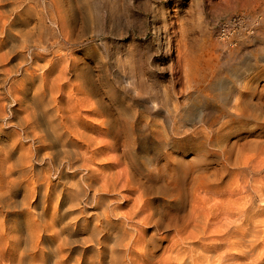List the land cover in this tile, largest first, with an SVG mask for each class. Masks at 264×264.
<instances>
[{"label":"bare ground","instance_id":"6f19581e","mask_svg":"<svg viewBox=\"0 0 264 264\" xmlns=\"http://www.w3.org/2000/svg\"><path fill=\"white\" fill-rule=\"evenodd\" d=\"M107 1L95 0L94 6ZM63 3L72 0H0V119L6 118L15 132L28 140L31 153L27 161H42L40 169L32 165L28 171L33 175L29 192L43 210L35 220L38 228L33 230L34 236L30 233L34 248L40 252L32 255L27 264H264L262 255L250 262L259 241L264 240V221L259 216L264 209H244L247 203H254V198L243 206L241 221L236 223L227 215L231 208L220 202L203 203L206 196L216 194V188L206 184L218 179V171L206 167L207 157L199 149L202 145L196 143L193 161H170L171 150H187L193 147V138L204 137V131L214 132L206 130L203 120L200 126L186 130L185 104L175 105L174 113L166 110V118L160 123L152 124L153 119L147 121L142 113L135 115L132 122L121 112L113 119L111 113L99 114L101 119L89 118L82 113L84 101L76 99L83 90L73 88L64 96L68 75L73 71L70 64L65 61L61 68L64 62L59 59L42 63L44 56L34 49L29 56L25 54L32 47L42 48L46 18L57 23L51 7L59 10ZM158 11L168 32L167 6ZM235 21L242 24L246 18L240 16ZM195 58L192 56L184 65L185 78L199 87L188 90L183 97L195 101L204 100L205 95L211 100L202 84L204 74H199L204 67H214L210 54L202 57L204 64L200 66L194 63ZM79 85L93 87L89 80ZM95 103L106 106L102 100ZM233 106L236 109L225 115L232 118L230 127L254 115L255 108L264 117V103L252 105L243 93L235 96ZM215 109L224 115L221 105L216 104ZM117 110L120 107L115 114ZM87 111L96 114L97 108ZM220 118L217 116L212 124L216 125ZM225 125L221 123L219 127ZM138 133L142 138L137 137ZM139 143L156 152L157 163L165 159L156 180L139 167L143 162L138 160L141 153L132 151L136 146L140 148ZM16 146L17 142L13 144ZM108 152L118 156H108ZM217 154L224 161L233 158L230 149ZM99 161L103 165L95 167ZM169 183H176L179 191L190 197L191 219L186 220L180 213L183 207L186 211V199L169 219L165 215L168 210L153 204L155 198L168 196ZM120 189L130 194L127 198L131 204H117ZM238 193L242 194L241 190ZM256 194L262 203L259 207L264 208V185L257 187ZM9 196L12 199L11 193ZM170 229L175 234L159 259L156 235ZM46 230L53 233L47 242L41 236V231ZM205 238L212 240L205 242Z\"/></svg>","mask_w":264,"mask_h":264},{"label":"rangeland","instance_id":"374dc122","mask_svg":"<svg viewBox=\"0 0 264 264\" xmlns=\"http://www.w3.org/2000/svg\"><path fill=\"white\" fill-rule=\"evenodd\" d=\"M255 1H260L261 5ZM94 4L95 0H72V3L59 5V10L51 7L57 23L46 18L42 48L32 47L25 54L29 56L34 49L44 56L42 63L59 59L64 62L61 68L67 61L73 71L68 75L64 96L73 88L83 90L76 99L84 101L82 113L89 118L111 113L113 119L121 112L132 122L135 115L142 113L147 121L153 119L152 124L160 123L166 118V110L174 113L175 105L183 107L185 104L186 130L200 126L199 121L203 120L206 130L214 132L204 131V137L193 138L190 142L193 147L187 150H171L170 161H193L196 143L202 145L199 149L207 157L206 167L218 171V179L206 184L216 188V194L206 196L203 203L220 202L231 208L227 215L236 223L241 221V212L246 207L251 206L258 212L264 209L259 207L262 203L256 194L257 187L264 185V117L255 108L254 115L230 127L232 118L225 116L229 110L236 109L233 101L240 93L248 95L252 105L264 103V0H108L106 4ZM163 5L168 9V32L158 11ZM240 16L245 17L246 22L238 24L235 20ZM209 54L214 67H204L199 74H204L202 84L206 85L209 95L206 96L211 100L205 95L204 100H187L183 95L199 86L185 78L184 65L189 64L192 56L196 57V65H203L202 57ZM87 80L93 87L79 85ZM96 100H102L106 106L97 105ZM216 104L223 107L224 115L216 112ZM117 107L121 110L115 114ZM95 108L96 114L87 111ZM219 115L221 118L213 125ZM221 123L227 126L221 128ZM15 130L6 118L0 119V264H27L32 255L40 252L34 248L30 233L34 236L33 230L38 228L35 220L39 219L43 205L29 192L33 175L28 171L32 165L40 169L42 161H27L31 153L28 140ZM137 137L142 138V133ZM15 141L17 146L13 147ZM140 143V148L136 146L132 151H140L141 171L156 180L158 168L165 159L157 163L156 152ZM225 149L232 150L233 158L229 161L217 156ZM44 153L42 151L41 155ZM108 154L118 156L113 152ZM101 165L100 161L94 164L95 167ZM169 186L168 196L155 198L153 204L168 210L165 215L169 219L186 199V211L183 207L180 213L186 220L191 219L190 197L179 191L176 183ZM119 191L117 204H131L127 198L130 194L123 189ZM26 195L29 196L25 199ZM251 198L254 203L246 204ZM259 216L264 221V212ZM149 233L152 234L153 229ZM174 234V229H170L156 235L159 259ZM41 236L47 242L53 233L41 231ZM162 237L166 238L160 239ZM211 240L204 239L205 242ZM261 255L264 259L262 239L250 262H256Z\"/></svg>","mask_w":264,"mask_h":264}]
</instances>
